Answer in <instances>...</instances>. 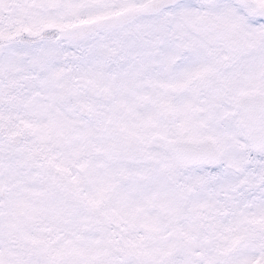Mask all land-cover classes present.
<instances>
[{"label":"snow or ice","instance_id":"obj_1","mask_svg":"<svg viewBox=\"0 0 264 264\" xmlns=\"http://www.w3.org/2000/svg\"><path fill=\"white\" fill-rule=\"evenodd\" d=\"M0 264H264V0H0Z\"/></svg>","mask_w":264,"mask_h":264}]
</instances>
